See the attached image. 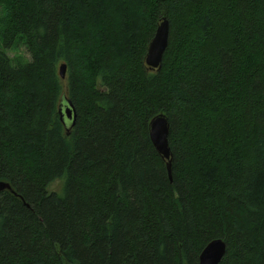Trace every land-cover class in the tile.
<instances>
[{
  "label": "trees",
  "instance_id": "1",
  "mask_svg": "<svg viewBox=\"0 0 264 264\" xmlns=\"http://www.w3.org/2000/svg\"><path fill=\"white\" fill-rule=\"evenodd\" d=\"M1 5L4 47L30 56L0 50V180L13 190L0 194V264H199L219 237V264H264V0ZM162 112L173 181L150 138Z\"/></svg>",
  "mask_w": 264,
  "mask_h": 264
},
{
  "label": "water",
  "instance_id": "2",
  "mask_svg": "<svg viewBox=\"0 0 264 264\" xmlns=\"http://www.w3.org/2000/svg\"><path fill=\"white\" fill-rule=\"evenodd\" d=\"M170 23L166 15L161 18V21L156 29V32L151 39L145 63L151 70H159L162 66L164 54L169 44ZM61 77L66 76V64L60 66ZM59 112L62 121L66 127L71 128L77 119V111L73 102L69 98L63 97L59 105ZM68 121V123H67ZM170 123L165 113L156 114L150 121V138L162 157L167 161V170L169 178L173 181L172 176V152L169 145ZM12 187L9 182L0 180V194L4 190ZM1 207V199H0ZM226 241L223 238H215L209 241L199 256V264H219L226 253Z\"/></svg>",
  "mask_w": 264,
  "mask_h": 264
},
{
  "label": "rangeland",
  "instance_id": "3",
  "mask_svg": "<svg viewBox=\"0 0 264 264\" xmlns=\"http://www.w3.org/2000/svg\"><path fill=\"white\" fill-rule=\"evenodd\" d=\"M4 12H5L4 7L1 5L0 6V50H4L6 52V54L14 62L17 59H19V58H23V57L28 58L30 56V53L26 50V47H25V45H24V43L22 41H19V42L15 43L11 48H5L4 47V45L2 43V37H1V35H2V32L1 31H2V26H3V20H2V18L4 16ZM86 47H87V45H86ZM86 47L83 50H85ZM86 54L88 56V60L87 61L90 62V65L91 66H94L95 65V62H93V59H94V57L97 58V57L100 56V48L96 47L95 50H93V51H91V50L90 51H87ZM92 70L93 69H91V71ZM64 94H65L64 97L65 98H68L67 97V94L66 93H64ZM67 123H68V121H67ZM63 182H64V180L62 178L57 179L54 182H52L48 186V188H49L50 191H59L61 189L62 185H63Z\"/></svg>",
  "mask_w": 264,
  "mask_h": 264
}]
</instances>
